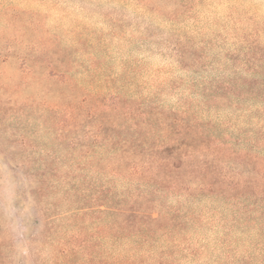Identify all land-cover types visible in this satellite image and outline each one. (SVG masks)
<instances>
[{
    "label": "rangeland",
    "instance_id": "374dc122",
    "mask_svg": "<svg viewBox=\"0 0 264 264\" xmlns=\"http://www.w3.org/2000/svg\"><path fill=\"white\" fill-rule=\"evenodd\" d=\"M185 37L219 68L196 74L180 68L173 43ZM248 45L264 48V0H0V264H28L23 256L30 264H54L63 251L54 235L45 237L51 234L43 210L65 214L80 193L38 191L26 164L112 159V113L88 115L112 93L162 110L185 106L235 150L264 158L262 104L201 106L190 91L203 79H226V70L241 64L225 56L243 55L238 50ZM33 46L69 67L71 81L24 80L19 61ZM197 206L222 207L215 198ZM23 232L33 236L29 243Z\"/></svg>",
    "mask_w": 264,
    "mask_h": 264
},
{
    "label": "trees",
    "instance_id": "16d2710c",
    "mask_svg": "<svg viewBox=\"0 0 264 264\" xmlns=\"http://www.w3.org/2000/svg\"><path fill=\"white\" fill-rule=\"evenodd\" d=\"M236 51L225 58L241 65L225 67L226 79L191 85L199 105L252 101L264 110V48ZM26 53L18 66L24 80L71 81L70 68L53 64L44 46ZM173 54L180 68L195 74L219 68L187 37L174 41ZM91 112L100 118L112 113V159L26 164L38 191L80 193L65 214L50 217L43 210L46 239L54 235L52 242L63 245L54 264H264L263 157L235 150L185 106L162 110L117 91L97 100ZM207 198L222 207L199 209Z\"/></svg>",
    "mask_w": 264,
    "mask_h": 264
}]
</instances>
